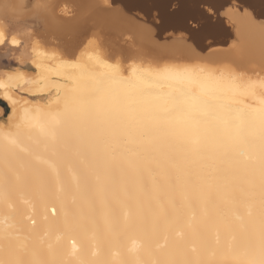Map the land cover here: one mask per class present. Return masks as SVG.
<instances>
[{
    "label": "bare ground",
    "instance_id": "obj_1",
    "mask_svg": "<svg viewBox=\"0 0 264 264\" xmlns=\"http://www.w3.org/2000/svg\"><path fill=\"white\" fill-rule=\"evenodd\" d=\"M6 1L4 40L27 69L39 61L43 75L24 70L26 97L10 87L2 99L13 120L0 117V264H258L264 77L254 86L201 69L123 67L94 37L78 39L70 58L53 59L29 51V19L42 0H15L18 14L29 12L24 18L7 13ZM95 6L85 9L96 21L168 50L144 25ZM47 15L41 32L74 31L75 19L59 24ZM225 16L244 48L232 54L231 41L208 50L264 68V26L236 8ZM167 36L174 49L200 57L179 35ZM12 73L0 69V82Z\"/></svg>",
    "mask_w": 264,
    "mask_h": 264
},
{
    "label": "rangeland",
    "instance_id": "obj_2",
    "mask_svg": "<svg viewBox=\"0 0 264 264\" xmlns=\"http://www.w3.org/2000/svg\"><path fill=\"white\" fill-rule=\"evenodd\" d=\"M7 1L5 4V7L7 9L6 12L8 13L10 11L18 14L20 7L15 4V0ZM95 1L98 4L102 2L101 0ZM46 2L49 6L47 16H49L50 19L53 20L55 23L63 24V20L68 21L75 19L76 24L74 25V31L72 32L67 31L66 33L63 32L60 34L47 32L43 33L41 32L38 25L35 29H33L32 25L35 23V21L33 19H29L31 23L30 30L32 40L28 42V45L31 46L29 48V51L33 53L36 52V50H41L49 55H52L53 52H58L59 55H57L56 58L67 59L70 58V56L68 55L69 51L79 49V46H73V44L77 42L78 39L82 40L83 38L86 39L89 37H94L100 41V49L103 50L104 53L106 52V54L111 52L112 56L116 60H118L123 67H129L131 65L144 66L146 65L145 63L149 62L151 63V65H149L148 67H150V69L155 70L161 69L163 67H174L177 69H203L204 71L210 72L211 70L220 69L225 65H228L236 69L238 73H241L243 75V81H241L242 83L252 84L254 86H256V82L258 80H262L264 77V68H261L256 63L251 62L245 65L236 64V62H233L227 59L226 57L217 55L218 53L216 51H209L210 49L207 50L205 53H200L192 48L194 52L200 55V57L194 58L188 56L182 51L174 49V39H169L164 42H160L165 46L164 48L168 49L164 52L154 48H148L146 46L140 45L139 42H137V38L135 36L136 34L132 29H127L128 27L122 26V24H117L116 26L109 27V25L96 21L93 17H91V15L89 14L90 9L86 11L85 6L87 3H93L94 5H96L93 0H46ZM102 4L103 3H101V5ZM103 5L106 6L105 4ZM24 9L25 8H22L21 12ZM21 12L17 15L19 18H24L26 15L29 14V12H26V10L25 13ZM239 18L242 19L243 17ZM228 25L231 27L234 26V24ZM9 27L11 31L14 30L11 26ZM108 29H111L112 32H109ZM182 37L183 35H179V37L177 36V38ZM4 41L5 42L2 43L0 48V69H5V71L9 72H16L17 70L27 71L25 65L29 64V62L21 60L20 49L9 47L7 45V40ZM234 42L235 48L227 47L229 48V50L227 51L231 52L232 54L237 49L242 50L244 48V43L239 41V38L234 40L233 43ZM34 46H36L35 49ZM114 47H116L117 49H115ZM18 58H20L21 62ZM217 73L218 72H214V74ZM27 75L33 74L27 73ZM18 95L21 98L26 97V95H24V93L22 92H19ZM34 99H36L35 95L30 98V100ZM7 107V104L3 102L2 99H0V117L10 118L9 120H13V116L10 114V110Z\"/></svg>",
    "mask_w": 264,
    "mask_h": 264
},
{
    "label": "water",
    "instance_id": "obj_3",
    "mask_svg": "<svg viewBox=\"0 0 264 264\" xmlns=\"http://www.w3.org/2000/svg\"><path fill=\"white\" fill-rule=\"evenodd\" d=\"M108 1L109 6H103L93 0L103 16L116 14L142 24L159 43L172 40L168 34L183 35L181 40L200 53L212 47H227L235 40L234 30L225 16L229 7L236 8L240 14L248 12L255 25L264 26V0Z\"/></svg>",
    "mask_w": 264,
    "mask_h": 264
},
{
    "label": "snow or ice",
    "instance_id": "obj_4",
    "mask_svg": "<svg viewBox=\"0 0 264 264\" xmlns=\"http://www.w3.org/2000/svg\"><path fill=\"white\" fill-rule=\"evenodd\" d=\"M38 7L40 9L39 13L33 17L35 23L32 25L33 29L37 27V25L44 21L46 19V14L48 11V4L46 0H42L40 4H38ZM38 35V33H37ZM4 33L3 31H0V43H4ZM17 42L15 39L12 40V44L15 45ZM36 46H34L35 49ZM59 55L58 52H53L52 58L55 59L56 56ZM72 58L74 59L75 56L74 54H71ZM33 68H28V72H32L33 75L37 78L42 77L43 75V69L42 65L40 64L39 61L34 60L33 61ZM203 71V69L201 70ZM214 72L219 73V78L224 79L225 77L229 78L231 83L236 84L239 81H243V75L241 73H238L236 69L225 65L224 67L220 69H214L209 72V75H212ZM23 75H24V70L13 72L11 75L8 76V81L9 83L5 84L3 82H0V89H4L5 94L0 95V99L3 100H9L11 97L8 93V89L10 87H15L17 92H25L28 91V89L23 87V84L21 81H23ZM23 83H27V81H23ZM261 88L264 89V82L261 83ZM34 94V93H33ZM264 94V93H262ZM258 264H264V256L261 257V259L258 261Z\"/></svg>",
    "mask_w": 264,
    "mask_h": 264
}]
</instances>
